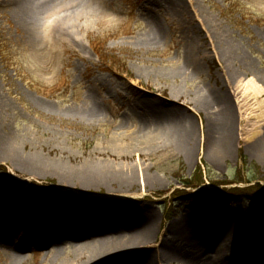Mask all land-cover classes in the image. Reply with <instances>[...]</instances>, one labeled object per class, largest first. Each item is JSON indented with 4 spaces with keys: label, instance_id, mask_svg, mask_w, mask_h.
<instances>
[{
    "label": "rangeland",
    "instance_id": "374dc122",
    "mask_svg": "<svg viewBox=\"0 0 264 264\" xmlns=\"http://www.w3.org/2000/svg\"><path fill=\"white\" fill-rule=\"evenodd\" d=\"M104 1L94 19L79 24L75 37L54 31L55 17L45 18L53 9L46 11L41 36L31 43L21 9L0 0V133L20 154L48 167L26 171L0 157V183L19 177L32 183H26L29 195L44 194L55 205L118 198L123 212L153 214L156 229L162 230L194 203L230 209L243 219L264 210V197H247L251 185L246 181L213 185L248 180L247 170L257 169L264 191V149H256L263 133L249 141L245 131L264 132V0H177L174 6L164 0ZM155 20L163 29L157 44L149 40L155 36ZM197 42L206 46L198 51ZM191 62L200 65L184 66ZM247 87L254 89L247 93ZM211 95L216 100L209 102V118L223 116L226 109L234 116L233 145L220 161L208 152L209 118L195 103L196 97ZM94 103L100 108L95 117L88 116L85 109ZM152 111H170L190 123L195 137L188 159L164 149L161 141H143L162 136ZM247 116L249 125L243 121ZM165 130L164 135L173 133ZM86 166L110 171L106 183L83 186L50 172ZM133 173L139 175L136 181ZM186 181L201 186L184 189L180 183ZM45 232L20 222L14 210L5 215L0 209V264H57L71 254L64 240L65 252L52 257L43 245ZM257 241L248 235L247 251ZM17 254L25 260L14 261ZM228 262L239 264L233 258Z\"/></svg>",
    "mask_w": 264,
    "mask_h": 264
},
{
    "label": "bare ground",
    "instance_id": "6f19581e",
    "mask_svg": "<svg viewBox=\"0 0 264 264\" xmlns=\"http://www.w3.org/2000/svg\"><path fill=\"white\" fill-rule=\"evenodd\" d=\"M4 1L21 9L25 21V34L31 43L37 41V38L41 36L39 25L42 14L46 11L53 9L51 10L53 12L45 13V18L49 14L55 17L52 20L53 30H59L61 35L69 38L75 37V33L80 30L79 24L90 22L95 18L96 13L101 11V7L105 6L104 0ZM164 1L169 6H174L177 2V0ZM156 2L158 0H154L152 3ZM162 8L163 5H160L157 14L162 13ZM154 23L155 36L149 40L157 44L163 35V29L159 20H155ZM184 33L189 36V29L184 28ZM197 43L198 51L206 46V42ZM226 61L230 63L231 59L226 56ZM198 65H200L198 62H191L184 66L193 68ZM251 88L254 89V87H247L246 92L248 93ZM213 100H216L213 95L208 100L201 96L195 98V103L207 113L208 118L210 117L208 114L209 102ZM220 100L226 103V99L220 98ZM97 105L94 103L92 107L85 109V111H89L88 116H96V112L100 108ZM4 107L8 108L7 105ZM1 110L2 102L0 101V113ZM147 113L145 112V114ZM150 113L158 121L157 126L162 136L151 139L145 137L143 141L147 143L161 141L160 146L164 149H173L188 159L192 152L191 142L195 137L191 131L190 123L185 125L181 121L180 115L170 111H165L162 114L153 111ZM222 115L209 118L208 131L205 130L206 140L210 143L208 152L219 161L222 157L225 158L231 150L234 132L236 134L233 128V114H230L226 109ZM250 120L249 116L243 118V121L248 125ZM166 126L172 128L171 135H164ZM257 130L258 128L254 132H250L246 129L248 135L246 139L250 141L258 134L263 133V137L256 147V149L263 150L264 132ZM10 139L9 136L0 133V157L2 160H9L19 168L27 169L26 171H47L48 167L45 163H41L42 160L26 158L16 150ZM250 149H255V146L252 145ZM256 149L255 151H257ZM62 168L63 170L52 168L50 172H59L62 179L90 187L106 183L104 179L107 180V175L111 173L108 171L103 174L102 170L93 166H86L80 170ZM138 177L139 175L134 174L131 179L136 181ZM6 179H8L7 182L0 183V209L2 212L6 215L14 210L16 219L26 222L30 229L37 226L43 227L46 231L43 245L48 253H53L52 257L54 258H59L62 255L64 251L62 245H66L64 240H68V243L71 244L73 249L71 254L65 259H61L57 264H170L177 259H182L186 264H229L230 258L239 264L240 262L264 264V210L243 219L230 209L225 212L215 210L205 204L194 203L176 221L171 222L162 230V228L156 229V217L153 214L145 216L141 213L132 217L133 213L123 212L120 207L123 205L120 204L118 198H94L87 204L74 202L69 205H55L52 202H47L44 194L29 195L26 183L31 186V182H24L19 177H7ZM126 182L132 183L133 181ZM247 232L250 237L258 238V244L256 242L252 245L249 251L245 246ZM2 246H7V243L3 242ZM21 251L22 249L18 250V252ZM17 255L14 256V261L25 260L21 255ZM242 257H244V262Z\"/></svg>",
    "mask_w": 264,
    "mask_h": 264
},
{
    "label": "trees",
    "instance_id": "16d2710c",
    "mask_svg": "<svg viewBox=\"0 0 264 264\" xmlns=\"http://www.w3.org/2000/svg\"><path fill=\"white\" fill-rule=\"evenodd\" d=\"M99 56L101 57V58H103L102 57V54H99ZM245 162V161H244ZM244 166V168L247 170V166H246V164H244L243 165ZM254 168H255V166H253ZM256 169V168H255ZM257 170V169H256ZM255 170V171H256ZM200 171H201V169H200ZM243 171H244V169H243ZM248 172H249V174H250V177H249V179L248 180H240V181H232L231 183H219V182H213V185H228V184H234V183H245V181H246V184H248V185H250V184H252L251 185V188H249V190L247 191V197H250L251 195H253V194H255V196L256 197H258V196H261V197H264V191L261 189V185H260V179H258L257 177H256V173H255V171H253V170H250V169H248L247 170ZM258 171V170H257ZM211 183V182H210ZM181 184L184 186V187H187V188H189V187H196V186H199V184H194V182L192 183V182H189V181H186V182H181Z\"/></svg>",
    "mask_w": 264,
    "mask_h": 264
}]
</instances>
